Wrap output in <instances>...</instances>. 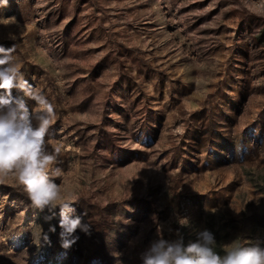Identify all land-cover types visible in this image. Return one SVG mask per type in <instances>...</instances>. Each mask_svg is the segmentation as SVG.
I'll return each instance as SVG.
<instances>
[{
	"label": "rangeland",
	"instance_id": "rangeland-1",
	"mask_svg": "<svg viewBox=\"0 0 264 264\" xmlns=\"http://www.w3.org/2000/svg\"><path fill=\"white\" fill-rule=\"evenodd\" d=\"M0 45L54 105L50 176L91 225L63 249L8 178L0 264H142L205 228L264 247V0H0Z\"/></svg>",
	"mask_w": 264,
	"mask_h": 264
},
{
	"label": "clouds",
	"instance_id": "clouds-1",
	"mask_svg": "<svg viewBox=\"0 0 264 264\" xmlns=\"http://www.w3.org/2000/svg\"><path fill=\"white\" fill-rule=\"evenodd\" d=\"M14 51L15 46L0 45V182L12 178L23 188L32 207L47 213L44 220L49 223V232H56L57 225L50 222L58 215L60 245L68 250L78 242V230L91 236V225L81 216L69 215L75 212L76 201L65 197L50 176V172L61 175V169L52 170L56 155L49 151L46 140L55 119L54 105L24 79ZM14 89L23 96L13 95ZM24 97L35 102L33 109ZM55 153H60L59 147ZM176 236L174 240L152 241L141 253L142 264H264V247L259 245L228 246L220 254L215 234L207 228L197 232L195 241L185 243L179 231ZM44 238L48 240L47 234Z\"/></svg>",
	"mask_w": 264,
	"mask_h": 264
}]
</instances>
